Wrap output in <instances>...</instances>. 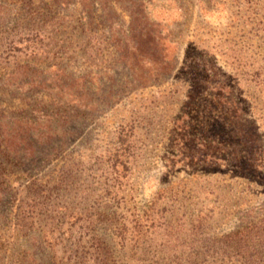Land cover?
I'll return each instance as SVG.
<instances>
[{
    "label": "rangeland",
    "instance_id": "1",
    "mask_svg": "<svg viewBox=\"0 0 264 264\" xmlns=\"http://www.w3.org/2000/svg\"><path fill=\"white\" fill-rule=\"evenodd\" d=\"M0 264H264V0H0Z\"/></svg>",
    "mask_w": 264,
    "mask_h": 264
}]
</instances>
